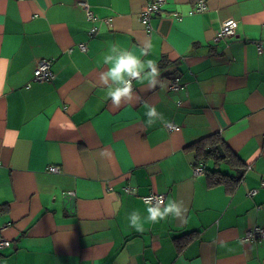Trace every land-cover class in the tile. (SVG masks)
<instances>
[{
    "label": "crops",
    "instance_id": "obj_1",
    "mask_svg": "<svg viewBox=\"0 0 264 264\" xmlns=\"http://www.w3.org/2000/svg\"><path fill=\"white\" fill-rule=\"evenodd\" d=\"M196 1L166 0L146 33L148 0H0V238L10 241L0 264H117L121 253V264H264V238L243 240L264 227V0H205L190 14ZM227 18L235 35L216 41ZM149 41L141 59L166 86L134 80L132 100L115 107L103 56L110 44L139 54ZM43 59L54 78L34 82ZM146 104L164 122L148 126ZM212 133L232 152L217 168L236 176L216 185L185 149ZM149 194L183 215L135 231L128 216L147 217Z\"/></svg>",
    "mask_w": 264,
    "mask_h": 264
},
{
    "label": "clouds",
    "instance_id": "obj_2",
    "mask_svg": "<svg viewBox=\"0 0 264 264\" xmlns=\"http://www.w3.org/2000/svg\"><path fill=\"white\" fill-rule=\"evenodd\" d=\"M150 41L139 49V54L135 48L123 49L118 44H110L107 54L103 56V64L107 65L106 71L101 76V82L106 85L105 99H110L115 107H119L122 101H131L134 92L132 87L133 80L147 81L150 88L166 85L160 77V71L154 60H142L141 57L148 56L151 51ZM147 108L146 124L151 126L160 120L164 122L163 115L158 113L155 106L145 105ZM70 128L74 127L69 125ZM147 217H142L138 210H134L129 216V226L137 232H143L144 223H157L165 220L169 215L181 217L183 215V205L177 201L169 200L165 204L162 196H150L145 200ZM121 202L117 199L112 204L113 213L118 212ZM126 258L125 253L117 258V264H121V259Z\"/></svg>",
    "mask_w": 264,
    "mask_h": 264
},
{
    "label": "built area",
    "instance_id": "obj_3",
    "mask_svg": "<svg viewBox=\"0 0 264 264\" xmlns=\"http://www.w3.org/2000/svg\"><path fill=\"white\" fill-rule=\"evenodd\" d=\"M165 0H150V4L146 5L139 13V20L142 23V25L144 26L145 30L147 33H151L153 30V26L151 23V14H158L160 11V7L162 4H164ZM79 5L83 8V10L86 13L87 19L95 22L97 20V17L93 14V12L91 11L89 5L84 2L81 1L79 2ZM207 5L206 2L204 0H197V2L195 3L193 9L190 11V14L193 13H202L206 10ZM177 19L181 18L180 15L176 16ZM237 27V21L232 19V18H227L225 20H223L221 22V26L219 31L216 33L215 35V40L219 41L224 37H232L235 35V30ZM96 26H93L90 30V33H93L96 30ZM255 46L257 51L260 53L262 50V45L260 42H255ZM78 47L80 48L81 51H85L87 46L85 43H79ZM54 78V73L51 70V60H39L36 62L34 69L32 71V80L34 82H45V81H50ZM133 82L132 81V86H133ZM178 83L176 81V79L172 80L171 83V88H177L178 87ZM164 126L168 129V130H175V129H179L178 126H174L172 124H164ZM48 172L51 173H58L59 172V168L57 166H49L47 168ZM196 172L201 174L203 172V168L201 166H196ZM261 186H264V178L261 180ZM126 191L128 193H134V189L133 188H126ZM256 193V189L250 190L249 194L253 195ZM65 198L68 200H74L75 199V192L74 191H67L64 194ZM150 196H162L163 198L164 195L159 194H149L146 195L144 197H142V200L145 202L147 197ZM8 224H2L0 225V231ZM264 238V227L261 226H255L253 229L248 230V232L246 233L245 237L243 238L244 241H255L257 239H263ZM10 246V241L4 238H0V251H2L3 249H5L6 247Z\"/></svg>",
    "mask_w": 264,
    "mask_h": 264
},
{
    "label": "trees",
    "instance_id": "obj_4",
    "mask_svg": "<svg viewBox=\"0 0 264 264\" xmlns=\"http://www.w3.org/2000/svg\"><path fill=\"white\" fill-rule=\"evenodd\" d=\"M165 3H166V0H165L164 4ZM149 4H150V0H148V2L144 5V7L146 5H149ZM164 4L161 5L160 11L158 14H154V13L151 14V19H153L154 17H156L160 14ZM190 11H189V13H190ZM138 18H139V15H138ZM139 22H140V20H139ZM151 23H152V20H151ZM153 29H154V27H153ZM185 149L194 152V159H195L194 165L195 166H201L203 168V170L205 171V173L208 174L209 185H216V184L224 183V181L229 179V178H236L235 175L231 176V175L221 171L219 168H217L219 162H222L224 160H231V157H232V152H230V150L227 148V146L221 140V138L219 137L218 134L212 133L210 135H206L204 137H201L198 140L186 145ZM209 158H212L214 166L210 165V162H208ZM240 175H241V173L239 174V178H240Z\"/></svg>",
    "mask_w": 264,
    "mask_h": 264
}]
</instances>
